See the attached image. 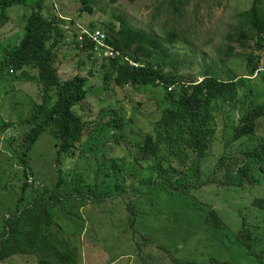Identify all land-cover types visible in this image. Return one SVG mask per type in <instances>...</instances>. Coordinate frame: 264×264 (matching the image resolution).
<instances>
[{"label": "rangeland", "instance_id": "rangeland-1", "mask_svg": "<svg viewBox=\"0 0 264 264\" xmlns=\"http://www.w3.org/2000/svg\"><path fill=\"white\" fill-rule=\"evenodd\" d=\"M250 2L251 0H185L184 11L174 12V0H117L113 3L110 0H92L93 13L87 14L79 11L80 4L75 0H44L43 6L59 20L61 43L59 50L55 52V66L60 80L65 81L76 75L86 78L87 93L75 108L76 113L87 123V127L90 123L89 126L94 128L96 122L108 121V118L100 120L99 115L113 109L122 114L127 125L122 132L111 130L104 133L98 140L97 153L103 155L105 160H120L128 156L127 150L136 151L137 143L148 132L146 124L157 118L156 107L151 101H159L162 91L149 87L138 90L129 86L122 89L110 86L111 92L104 90L97 73L100 55L97 54V60L93 62L90 58L91 51L85 48L84 43L80 44L79 49L76 48L75 33L81 35L89 24L94 29H101L112 23L117 26L118 22L114 17L122 16L132 28L161 40V51L153 54L150 61L161 62L164 72L177 70L176 76L183 82L198 83L201 81L199 73L205 67L214 65L218 76L223 79H227V71L246 78L257 92L255 100L261 103L264 101V80L259 75H264V51H259L256 47L255 34H248L243 28L241 30L240 17L237 15L248 8ZM29 10L28 5L9 9L5 23L9 24L10 29L2 39L6 38L13 45L16 38H20L23 24L25 25L21 20ZM16 25L19 28L16 29ZM240 30L249 36L240 35ZM169 31L176 33L177 39L173 43L168 42L164 36ZM183 36L185 43L179 42ZM227 36L231 37V41ZM219 47L221 52H228L230 47V55H216L215 50ZM248 54L259 57L258 70L253 73L250 70L257 61L248 62ZM218 58L223 61L222 65L217 63ZM15 76L16 81L8 78L9 81L0 82V124L5 123L9 127L5 132H0V171L3 166H7L10 175L4 176L0 186H15L6 188L12 204L21 196L18 186L22 185L23 180L17 181L14 173L22 175L18 157L24 145V135L28 133V126L19 122L30 113L32 103H40L42 95L36 78L28 80V76H22L20 72H16ZM11 85H14V92L9 91ZM56 98L57 93L53 92L49 102ZM218 103L217 99L213 101V104ZM21 114L22 118H19ZM257 124L255 139L258 143L261 138L264 139V117ZM237 146L233 149H249L247 143ZM7 148L14 150V153ZM56 149L55 140L48 132L41 134L33 145L28 154L31 168L27 174V184L31 185L32 190L38 191L44 187L45 191L50 190L56 177ZM215 150L219 152L221 146H216ZM80 152L81 148L77 155L84 156L85 153L79 154ZM15 153L16 156L13 155ZM219 154L208 152L200 168L198 188H189L190 193L187 195L171 193L154 184L148 185L142 192H135V197L127 196L128 189L122 200L114 196L94 202L90 197L70 199L67 207L78 213L76 225L71 226L70 218L73 216L66 215L58 207L61 213L55 214L53 218L57 226H54L52 234L65 241L67 239L70 247L76 249L78 264H177L176 260L179 261L178 264H264V209L252 206L248 190L233 188L229 191L227 186L219 184L224 175L223 170L215 168ZM159 157L161 160L166 157L164 149ZM237 157L241 155L238 154ZM98 158L101 160L100 156ZM63 160V168L68 165L87 172L82 173L85 179L88 178V173L91 175L92 172L88 171L93 169L95 161L92 156L86 159L72 155ZM234 161L228 158L224 164L231 165ZM125 162L127 167L130 166V160ZM152 166V161L137 164L135 167L140 171L139 179H143L146 170ZM212 173L215 174L214 180L209 178ZM91 181L92 179L88 183ZM185 184L187 187L188 183ZM100 191L114 195L108 187ZM25 192L39 195L29 188ZM92 197L95 198L94 195ZM28 198L31 199L32 196ZM26 202L27 199L24 203ZM125 203H132L135 213V222L131 225L127 219ZM5 207L6 199L0 192V234L3 217L14 211L13 206L8 211ZM207 212L217 217L215 223L226 227L225 231L216 234L218 236L204 225ZM242 219H245L246 228L257 227L259 230L252 234V238L261 240L249 250L235 241L242 227ZM2 264H37V260L33 256H14Z\"/></svg>", "mask_w": 264, "mask_h": 264}, {"label": "trees", "instance_id": "trees-1", "mask_svg": "<svg viewBox=\"0 0 264 264\" xmlns=\"http://www.w3.org/2000/svg\"><path fill=\"white\" fill-rule=\"evenodd\" d=\"M43 1L0 0V82L9 81L8 78L16 81L15 73L20 72L22 76H28V80L36 78V84L41 87L42 92L40 103H32L30 113L19 122L28 126V133L24 135V145L18 157L22 175L14 173L17 181L23 180L22 185L18 186L20 198L12 204L6 188L15 186H0V192L6 199V211L11 206L14 209L13 213L10 212L2 219L0 264L14 256H33L37 264H78L76 249L70 247L67 239L65 241L52 234L54 226H57L53 218L55 214L61 213L58 207L66 215L73 216L69 218L72 221L71 226H74L78 213L67 207L70 199L90 197L94 202L114 196L122 200L128 189L127 196L135 197V192H142L145 187L154 184L168 192L187 195L190 193L189 188H198L200 168L209 151L220 153L217 155L219 160L215 168L223 170L224 175L219 184L227 186L229 191L233 188L248 190L252 206L264 209V139L261 138L258 143L255 139L258 120L264 117V101L259 103L255 100L257 92L246 78L237 77L227 71V79H223L218 76L215 66L210 65L199 73L201 81L198 83L183 82L176 76L177 70L164 72L161 62L150 61L153 54L161 51V40L158 37L136 30L122 16H115L117 26L110 22L111 25L103 27L106 29L101 28L106 34L105 43L118 52L113 58L100 56L97 73L103 89L111 92V88L122 89L125 86L138 90L149 87L162 92L159 101H151L154 108L156 107L157 118L146 124L148 132L137 143L136 151L127 150L128 156L120 160H105L96 151L99 138L111 130L122 132L127 125L122 114L113 109L101 113L99 119L108 118V121L96 122L94 128L89 126L90 123L87 127V123L76 113L75 108L87 93L86 78L76 75L65 81L60 80L55 66V52L59 50L61 43L59 20L47 11ZM75 1L80 4L79 11L93 13L92 0ZM115 1L117 0H110L111 3ZM26 5L30 10L21 20L25 23L22 27L23 33L19 39L16 38L17 44L14 42L12 45L6 38H1L10 29L9 24L5 23L8 20V11L11 7ZM172 7L174 12L184 11L185 0H174ZM237 15L240 17L241 30L243 28L248 34H255L256 47L259 51H264V0H251L249 7ZM88 27L89 30L94 29L91 24ZM17 28L19 25H16ZM241 30L240 35L249 36ZM164 36L170 43L177 39L173 31L166 32ZM226 38L231 41L230 36ZM179 42H186L184 36ZM83 43L91 51L90 58L95 62L97 52H93L94 45L86 39ZM74 45L79 49L77 38ZM230 49L228 47V52H221L219 47L215 53L218 56H229ZM248 58L250 63L257 61L250 70L253 73L258 70L259 57L248 54ZM217 61L222 65L221 58ZM171 67L175 68L174 65ZM259 76L264 80V75ZM13 86L9 87V91H15ZM53 92L57 93V98L49 102ZM215 99L218 104H213ZM19 118H22V114ZM7 126L5 123L0 124V132L9 129ZM44 132H48L55 140L57 147L56 177L50 190L45 191L44 187L34 191L27 184V174L31 168L28 154ZM246 143L249 145L248 151L233 149ZM216 146H221L219 152L215 150ZM80 148L79 154L85 153L84 156L77 155ZM7 149L14 153V150ZM163 149L166 157L161 160L159 153ZM238 154L241 157H237ZM13 155L16 156V153ZM71 155L86 159L94 157L93 169L88 171L92 173L90 176L88 173V178L83 176L82 173H87L83 170L73 169L68 165L63 168L64 157ZM127 157L130 160L128 167L125 162L128 161ZM228 158L235 161L226 165L224 163ZM149 161L153 162V166L146 170L143 179H139L140 171L135 166ZM6 167L3 166L0 171V184L4 176L9 175ZM214 175H210V180H214ZM90 179L92 181L88 183ZM126 180H129L128 184ZM185 183H188L187 187ZM107 187L114 195L100 191ZM27 188L39 195L42 192V195L39 197L29 194L25 192ZM31 196V199L28 198ZM26 199L27 202L24 203ZM126 204L127 219L131 225L135 222V213L132 203ZM216 221L217 217L207 212L204 225L215 235L226 230V227L215 223ZM258 231L257 227L246 228L245 219H242V227L235 241L249 250L261 240L252 238V234ZM175 262L179 263L178 260Z\"/></svg>", "mask_w": 264, "mask_h": 264}, {"label": "built area", "instance_id": "built-area-1", "mask_svg": "<svg viewBox=\"0 0 264 264\" xmlns=\"http://www.w3.org/2000/svg\"><path fill=\"white\" fill-rule=\"evenodd\" d=\"M87 40L90 44L94 45L93 52H97L100 56L115 57L118 55V52L114 50L111 46L105 43V35L99 30H89L86 28L81 35L78 36L79 47L83 43V40Z\"/></svg>", "mask_w": 264, "mask_h": 264}, {"label": "clouds", "instance_id": "clouds-1", "mask_svg": "<svg viewBox=\"0 0 264 264\" xmlns=\"http://www.w3.org/2000/svg\"><path fill=\"white\" fill-rule=\"evenodd\" d=\"M88 29H89V27H87ZM94 30H99V31H101V32H103V34L105 35V41H106V34H105V32L102 30V29H92V31H94ZM76 34V38H77V42H78V47H79V40H78V33H75Z\"/></svg>", "mask_w": 264, "mask_h": 264}, {"label": "bare ground", "instance_id": "bare-ground-1", "mask_svg": "<svg viewBox=\"0 0 264 264\" xmlns=\"http://www.w3.org/2000/svg\"><path fill=\"white\" fill-rule=\"evenodd\" d=\"M117 56V55H116ZM96 57V56H95ZM103 57V56H102ZM103 59V58H102Z\"/></svg>", "mask_w": 264, "mask_h": 264}]
</instances>
